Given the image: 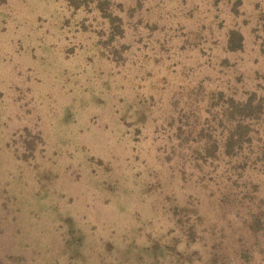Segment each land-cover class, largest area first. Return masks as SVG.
<instances>
[{
    "label": "rangeland",
    "instance_id": "1",
    "mask_svg": "<svg viewBox=\"0 0 264 264\" xmlns=\"http://www.w3.org/2000/svg\"><path fill=\"white\" fill-rule=\"evenodd\" d=\"M52 2L0 0V259L14 255L13 263L24 259L40 264L36 256L47 253L42 264H67L68 254L82 245L85 254H103L107 261L123 246L131 263V256L143 248L152 251L145 256L167 250L160 264H188L176 255L180 250L194 255L195 264H264V186L256 189L252 198L257 199L251 202L241 199L247 197L242 186L236 187L242 193L227 192V199L205 194L207 178L202 175L210 177L212 166L197 163L195 149L220 139L222 129L205 131L213 137L198 146L189 141L195 115H202L197 97L204 99L226 83V71L241 77L238 84L244 88L264 84L256 72H263L261 41L246 33L245 46L234 53L223 52L224 44L213 45L210 54L217 60L229 58L233 67L219 62L211 75V65L202 60L199 80L211 76L206 81L224 83L189 96L174 87L171 63L158 72L154 58L141 64L146 57L139 56L138 66H133L136 58H124L127 49L121 52L120 38L113 41L121 50L117 57L100 55L104 50L94 42L105 24L103 18L96 24L94 13L84 9L82 17L94 29V39H80L65 29L56 32L54 15L45 11ZM57 2L53 9L60 12L63 4ZM132 3L126 0L127 7ZM188 8L184 4L177 12L187 16ZM134 14L130 9L122 13L127 43L139 31L134 27L139 25L138 12ZM176 34L173 42L182 44L184 37ZM222 34L213 39L226 38ZM175 49L171 58H200L188 48ZM144 78L146 87L140 82ZM163 93L170 98H162ZM181 126L186 128L179 136ZM258 137L264 142V131ZM214 185H209L210 192L218 188ZM252 210L261 215V225L252 226ZM152 215L156 231L147 221ZM183 220L189 222L180 224ZM168 224L175 229L165 232ZM172 232L180 235L168 243L164 236ZM63 251L68 257H57ZM155 263L149 257L143 264Z\"/></svg>",
    "mask_w": 264,
    "mask_h": 264
},
{
    "label": "trees",
    "instance_id": "2",
    "mask_svg": "<svg viewBox=\"0 0 264 264\" xmlns=\"http://www.w3.org/2000/svg\"><path fill=\"white\" fill-rule=\"evenodd\" d=\"M59 1L63 4L60 12L53 9V7H55L53 5L58 3L57 0H53V2L47 4L45 8V11L55 17L54 21L59 27L56 32H63L65 29L71 33H78L77 36L80 39H82V37L91 39L94 37V33H91L94 29H88V24H86V21L82 22V17L84 9L87 10V12L94 13V16L96 15V24L102 20L101 18H103L102 21L105 24L104 31L100 32V34L97 32L98 30L96 31L99 38H96L94 42V45L104 50L100 52V55L103 57L106 56V58H110L113 55L117 57L121 50V52H123L127 49L124 58H136L132 59L130 62L131 65L138 66L139 56L146 57L140 61L141 64L148 62L149 58H154L155 61L153 63H157L158 66H156V68L158 72L165 71L168 66L164 67L162 65L169 62L172 64L170 68H174L172 72L169 68V71L175 79L174 87L181 90L180 94L184 95L191 96L193 94H199L209 86L215 87L217 82L224 83L219 80L217 82L206 81L213 78L211 76L207 77V79L199 80V76L196 74L199 71V65L202 66V64H200L202 60H204L203 64L211 65V75H213L212 72H216L215 66L219 62L221 66L225 64L227 68H231L230 66H232V64L229 58L217 60V58H214L210 54V51L214 50L213 45L222 46V44H224L223 48H225V50L223 49V52L226 53L240 51L245 46V41L247 40L246 33H248L255 35V37L261 41L264 52V0H135V3H132L129 7L126 6V0ZM184 4H188L189 6L187 16H182L177 12V9ZM126 7L128 11L130 9L132 17L134 12H138L136 20L139 25L136 24L134 27L139 31L135 33L136 40L132 43H127L129 39L125 32L127 22H125L122 16V13L127 11ZM52 12H55V14H52ZM242 16L245 17L244 22L247 24L245 28L241 26L242 20L240 19H242ZM220 28L223 29L221 33H219ZM244 29H247L246 32H244ZM87 31L90 32L89 36L84 35ZM177 32L181 34L180 36L184 37L181 42L182 44L176 43L175 41L173 42V38H176L178 35L176 34ZM222 33L225 34L226 38L213 39L215 35L221 37ZM52 37L55 38L56 35ZM117 38H120L121 50L120 48H116L113 44V41ZM121 40H123V42ZM222 41L225 43H222ZM175 47L193 50L200 58L198 59L195 54H193L194 58L193 56H188L189 58H183L181 61L178 58H171L172 55H174V53L171 52L176 51ZM150 53H153L155 56L149 57ZM201 56H210L211 58H201ZM256 59L257 62H261L259 58ZM263 63L264 60L261 62V66L259 65L263 72H261L259 68L256 71L258 73L257 80L259 78L264 80ZM226 74L229 76V80L226 83L218 87L217 90L213 89L210 94L205 95L206 97H204V99L202 98L203 100L197 97L198 105L196 108L199 109L202 115H195L196 119L193 123L195 128L192 130V132H194V137L189 139V141L198 146V143L202 140L206 141V139L213 137L211 134H205V131L209 132V130L212 129L216 132L221 128L220 139L214 137L213 141H206L204 145H200V151V148L195 149L198 154L195 158L196 162L200 164L201 162L204 164L210 162V166H212L210 177L206 174L202 175L207 178V182H204L206 185L204 187L205 194H210L220 199H227V192L231 195L232 192L235 193L237 191L236 187L242 186L247 197H241V199H249V202H251L257 199V197L252 198L257 192L256 189L261 185L264 186V178L260 177L264 173V142L258 137V135L264 131V90L262 89L264 88V84L260 83L255 89H253L252 85L248 88H244L238 84V82L242 80L241 77H238L237 74L230 75L229 71H226ZM191 75H193V77ZM194 76L196 77L194 78ZM221 79L223 80L222 76ZM152 81L153 79H151V82ZM140 82L144 84V87L148 86L145 78L143 80L140 79ZM141 83L139 87L143 89ZM164 96L168 95L163 93L162 98ZM175 96H177V91L173 97ZM166 100L168 99L166 98L165 101ZM189 117L190 116H187V118ZM186 126H188V124H186ZM185 128V126L178 128L180 131L179 136L183 133ZM213 163L215 164L213 165ZM256 170H258V174L253 175L252 172L255 174ZM195 180H199V178ZM211 184L212 186L214 184L218 185V188L213 192L208 190ZM220 185H223L226 189L222 190ZM236 193H242V191L240 190ZM258 199L260 203L263 202L261 196H258ZM251 217L255 222V225L252 224V226L261 225L262 220L260 214L257 215L255 211L252 210ZM155 218V215L148 217V224L153 225ZM187 222L183 220L180 224H187ZM156 225L157 223L153 225L155 228L154 231H156ZM171 226L168 224L166 227L168 230L165 229V232H168ZM180 228L184 229L183 226H180ZM171 229H175V227ZM152 233L153 232H150V235H152ZM184 233H186V229ZM177 235H180V233H168L165 235L167 238L164 236V239L168 242L171 237L174 238ZM192 236L193 240L197 239L194 233H189V238ZM199 238L203 239V236L201 235ZM175 239L177 241L178 238L176 237ZM178 240L182 243V236ZM188 244L190 245V243ZM37 245L41 247L39 242ZM177 247L178 246L175 245L172 250L176 251ZM122 249L123 246L121 252L112 251L111 256L113 257L108 260L109 262L105 259L103 254L101 256L99 254H94L96 257H93L92 254H85L86 248L84 250L82 245L76 248L75 252L68 254L69 257L65 255L67 253L66 251L60 252V255L57 257L61 255L68 257L69 263L67 264H78L79 262L84 264H113L115 262L117 264H122V262H125L124 264H143L149 257H152L156 262L155 264H160L162 259L165 260L167 254V250H164V253H166L164 255L158 256L155 254V256H153L150 254L149 256H145L148 253H152V251H143V248H139L138 251L134 253L136 249L132 248L133 253L137 254L133 255L132 253L133 256H131V258L135 261L131 263L129 262V258L126 259L124 257L127 252L123 253ZM117 254L121 256L119 258L122 262L117 261ZM169 254L171 256L172 253ZM177 254L186 260L185 263L188 261V264H195L192 259L194 255L183 253L181 250L178 253L176 251V255ZM13 256H8L6 260L0 259V264L28 263L25 262L24 259H19L22 263L18 261L13 263ZM36 257L41 261L39 262L40 264L45 263L44 261L48 259L47 253H43L41 257ZM57 257L55 260L58 261L59 258ZM173 260H175V258Z\"/></svg>",
    "mask_w": 264,
    "mask_h": 264
}]
</instances>
